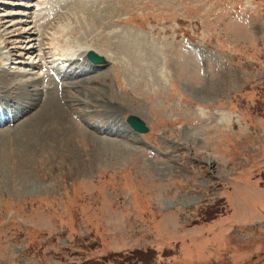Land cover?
Here are the masks:
<instances>
[{
  "label": "rangeland",
  "instance_id": "374dc122",
  "mask_svg": "<svg viewBox=\"0 0 264 264\" xmlns=\"http://www.w3.org/2000/svg\"><path fill=\"white\" fill-rule=\"evenodd\" d=\"M0 23V81L41 77L57 114L0 126V264H264V0H0ZM85 43L106 64L66 80L72 107L138 117L139 144L58 108Z\"/></svg>",
  "mask_w": 264,
  "mask_h": 264
},
{
  "label": "bare ground",
  "instance_id": "6f19581e",
  "mask_svg": "<svg viewBox=\"0 0 264 264\" xmlns=\"http://www.w3.org/2000/svg\"><path fill=\"white\" fill-rule=\"evenodd\" d=\"M54 9V8H53ZM52 9V10H53ZM52 10H47V11H44V10H39V12L37 13L39 16H41V18H44L45 17V14L48 15V17H50L52 14L54 15L55 14V11L54 13L52 12ZM55 10V9H54ZM3 25H4V22L2 21ZM1 24V23H0ZM38 24V23H37ZM2 25V26H3ZM45 25V24H44ZM43 25V26H44ZM98 24H95V26H97ZM1 26V25H0ZM41 28H42V25L40 24ZM99 26V25H98ZM5 28V27H4ZM93 28V27H92ZM91 28V29H92ZM99 28V27H98ZM10 28H6V30L4 31H8V33H11L12 31H9ZM18 33H17V36L20 37V38H23V36L27 33V32H21L20 30H16ZM90 31V29H89ZM29 34V33H27ZM26 36V35H25ZM40 36V35H39ZM30 37V36H28ZM93 39V38H92ZM44 38L43 36L41 37V39L38 40V45H39V48H40V53H41V56L43 57V55H45L46 53V49L42 47V42H43ZM94 42V41H93ZM29 43V42H28ZM96 43V42H95ZM28 45V44H27ZM31 46V45H29ZM68 47H65L64 49V52H70L72 50L70 49H66ZM27 51H30V47H27ZM93 49V45L92 44H82L78 47V49L72 52H70L71 54L73 53V56H75L76 58H73L72 61H70L69 59V66L70 65H75L77 66L78 68H82L80 72H68L65 74V72L63 73V75H59V72L60 71H55V69L53 70L54 73H52V75H56L57 78L59 79V82L57 83L56 86H59V84L61 85V88L58 89L57 93H58V98L56 99V104L58 105V108L61 109L62 105L65 106L67 104H69V108H66V111L70 114V119H75V117L81 122V123H84L85 126H88V127H91L94 131L92 133H94V135L100 137L101 135L100 134H107L108 136H111L113 133L114 134H119L121 133L120 131L119 132H114V131H108V127L112 126L114 127L113 125H119V126H123L124 129H128L130 133H132L131 137H129V140L130 141H133L135 142L136 144H139L136 142V137L138 136L136 133L130 131V129L128 127L125 126V124L123 123V121L121 119H116L115 118V113H114V110H112L110 107H106L103 111H101V115L103 116V118L105 120H103V123L102 125H97V126H94L92 123H91V120L90 122H87L85 119V115L86 113L82 114V112L77 109L76 107H72V106H75V105H78V104H72V100H70V81H66V80H71V78H76V77H79V76H82L84 74H88L90 71H91V62L88 63V60L86 61L87 57H86V54L89 52V51H92ZM38 51V52H39ZM48 51V50H47ZM51 51V50H49ZM63 51V50H62ZM50 53V52H49ZM96 53V52H95ZM47 54V53H46ZM40 56V55H39ZM62 56V55H61ZM80 58H82V60L80 61ZM45 59V57H43V60ZM5 61H7V59L5 58L4 59ZM54 61V60H53ZM29 67H34V64H30ZM94 71V70H93ZM4 72V71H3ZM98 72V71H96ZM5 73V72H4ZM94 73V72H93ZM161 76V75H159ZM71 77V78H70ZM14 77H12L13 79ZM41 79V77L39 76H36L35 74L25 83V84H17L16 85V89L13 93V95L11 94L10 92V88L9 87H5L6 84H7V81H3L1 82L0 81V85L4 86L2 88H0V125L1 124H9V123H12V122H16L18 119H21V117H24L25 116V119H23V122L21 124H19V122H17L19 125H17V128H19L20 130H22L23 128H28L32 129L33 126H38V128L40 129V125H38V121L41 117H44L48 120V123L41 126V132L44 131L45 132V129L46 127L50 128L56 117H57V114H56V111L48 104H46V98L47 96L44 98V96L42 97L43 95V92L42 94L40 95V92L39 90L37 89H34V84L36 82H38L39 80ZM61 79V80H60ZM56 81V80H55ZM57 82V81H56ZM72 82V81H71ZM47 90H49L48 87H46ZM45 88V90H46ZM51 88H52V83H51ZM1 89H4L5 91H1ZM100 89L102 90L103 92V85H100L99 88H97V90ZM46 90V91H47ZM97 90H95L97 92ZM14 91V90H13ZM45 91V92H46ZM101 92V93H102ZM48 93V92H46ZM50 93L53 97L54 95V91L53 89L50 90ZM22 99V100H21ZM19 100V101H18ZM20 101L23 102V106L20 105ZM72 101V102H71ZM17 103H19L17 105V110L13 107V105H16ZM89 103V102H87ZM91 103V102H90ZM81 106V105H80ZM72 107V108H71ZM9 108H14V110H10ZM24 108V110H23ZM76 108V109H74ZM48 109V110H47ZM83 109V108H82ZM16 110V111H15ZM99 110V109H98ZM27 113H32L33 116H30L27 117L25 114ZM67 113V114H68ZM97 113L92 110L90 112V115L92 117L90 118H93V115H96ZM120 116V115H119ZM230 116V115H229ZM30 120H29V119ZM225 119V118H224ZM33 120V121H31ZM22 121V120H21ZM73 121V120H72ZM7 122V123H6ZM90 123V124H89ZM16 124V123H15ZM100 124V123H99ZM30 126V127H29ZM104 126H107L105 128H103ZM120 127V128H121ZM1 128V127H0ZM14 128V127H13ZM16 128V127H15ZM27 128V131L24 132L23 134L20 132L18 135H23V137H25V139L27 140L29 136L32 135V133H30V131L28 130ZM37 128V127H36ZM10 129V127L8 128ZM7 129V130H8ZM15 130V129H14ZM25 130V129H24ZM17 131V130H16ZM37 132V131H35ZM124 133L126 131H123ZM122 132V133H123ZM34 133V132H33ZM43 133V132H42ZM43 135V134H42ZM130 135V134H129ZM38 136V135H37ZM102 137V136H101ZM43 138V139H41ZM103 138V137H102ZM24 139V138H23ZM48 139L47 136L43 135V137H41V135H39V138H38V143L40 144V142L44 141ZM29 140V139H28ZM36 143V140H34ZM50 142L51 144L54 143L50 140H47V142ZM31 142V141H30ZM127 142H128V139H127ZM27 143L29 144V142L27 141ZM44 143V142H43ZM134 143V144H135ZM132 144V143H130ZM36 145V144H35ZM133 148V147H132ZM135 149V147H134ZM136 149L138 150L139 148H137L136 146ZM69 163V162H68ZM71 168V167H70ZM72 170V169H71Z\"/></svg>",
  "mask_w": 264,
  "mask_h": 264
},
{
  "label": "water",
  "instance_id": "95a60500",
  "mask_svg": "<svg viewBox=\"0 0 264 264\" xmlns=\"http://www.w3.org/2000/svg\"><path fill=\"white\" fill-rule=\"evenodd\" d=\"M87 57L94 64H102V63L105 62L103 57L97 55L93 51H90L87 54ZM127 121L131 125V127H133L138 132H141V133H146L147 132V128L145 127V124L141 120H139L138 118H136L134 116H130V117H128Z\"/></svg>",
  "mask_w": 264,
  "mask_h": 264
},
{
  "label": "trees",
  "instance_id": "16d2710c",
  "mask_svg": "<svg viewBox=\"0 0 264 264\" xmlns=\"http://www.w3.org/2000/svg\"><path fill=\"white\" fill-rule=\"evenodd\" d=\"M142 253H144V252H142ZM147 254L149 255L150 253H147ZM139 255H141V254H139ZM118 258H114L113 257V260L110 263L108 258H106V259H100V257H97L94 260H88V261H86L85 264H122L121 263L122 261H119Z\"/></svg>",
  "mask_w": 264,
  "mask_h": 264
}]
</instances>
